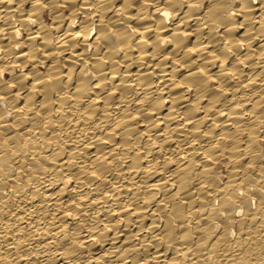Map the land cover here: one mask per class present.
<instances>
[{
	"label": "bare ground",
	"instance_id": "1",
	"mask_svg": "<svg viewBox=\"0 0 264 264\" xmlns=\"http://www.w3.org/2000/svg\"><path fill=\"white\" fill-rule=\"evenodd\" d=\"M0 264H264V0H0Z\"/></svg>",
	"mask_w": 264,
	"mask_h": 264
}]
</instances>
